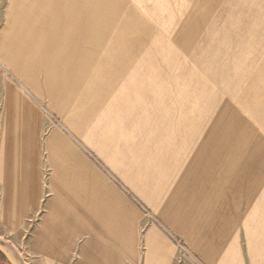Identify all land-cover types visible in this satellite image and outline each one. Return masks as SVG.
<instances>
[{"label": "rangeland", "instance_id": "1", "mask_svg": "<svg viewBox=\"0 0 264 264\" xmlns=\"http://www.w3.org/2000/svg\"><path fill=\"white\" fill-rule=\"evenodd\" d=\"M78 3L0 0L4 246L20 264H264V0ZM82 36L97 62L135 57L106 88L85 69L56 91L38 42Z\"/></svg>", "mask_w": 264, "mask_h": 264}, {"label": "crops", "instance_id": "2", "mask_svg": "<svg viewBox=\"0 0 264 264\" xmlns=\"http://www.w3.org/2000/svg\"><path fill=\"white\" fill-rule=\"evenodd\" d=\"M72 1L79 2L78 3L79 10L81 11L82 10L91 11L94 6L93 5L94 0H72ZM102 4L104 6V3ZM105 4H106V1H105ZM128 10L130 11V13H134L135 11H137L134 8H129ZM66 25L67 24H64V23L62 24V26H66ZM58 27H61V25H58ZM72 28H77V27H72ZM92 36H89L87 38L82 36V37H78L77 39H69L66 37L63 39H53V40L45 39L42 42H38L40 44H46L48 46L46 53L52 50H55L52 52L53 55L49 57L50 59H46V60L47 62H50L48 63L49 65L51 64L54 66L56 74L59 76V78L54 84L57 87L56 91L58 90L61 91V89L63 88L62 86H64L65 84L64 82L70 83L71 86L76 88L79 84V80L76 81L75 76H77V74H81V72H83L85 69H88V70L91 69V71L93 70L92 71L93 75L92 77L89 78V83L85 84L86 85L85 88H88L87 87L88 85H92L91 88H94L97 86L95 89L99 90V86L103 85L104 83H105V88H106L108 87L109 84L113 83V79L109 78L111 81H106L105 78L103 77H106L107 75H112V71L115 74H118L119 71L121 70L116 65L118 64V62L114 61L113 59H120L121 64H125V67L126 65L128 66L129 57H132L134 53L128 56V58L116 55L117 53L118 54L120 53L116 49L118 45H115L114 48L111 47L109 52H105L106 48L104 46L106 45L107 47V43L99 44V47L101 48V50H103L104 48L105 49L104 51L101 52V56L97 62V59H96L97 51H96V44H95L96 39H93ZM132 37L134 38H131V37H126V38H131L132 40H136V42H134L136 44H141V45L143 44V40L139 39V37L138 39L135 36H132ZM122 40L123 39L117 42L119 43ZM53 43L56 44L55 46L56 48L53 46ZM86 43H87V46H86ZM71 47H76L77 49L71 50ZM79 55H80V58H83V59H85V56H86V59L89 58V63L81 64L78 61L80 60L78 59ZM90 64H91V67H90ZM114 69H117V70L115 71ZM94 72H95V78H94ZM60 74L64 75V77L60 76ZM100 75H103V76L100 77ZM52 77L53 76L48 77L49 78L48 82L50 85L52 84V81H53ZM115 78H117V76ZM64 80H68V81H64ZM72 80H75L76 82L74 83ZM258 220H263V222H258V223L255 222L254 224H252L254 228V234L249 244V250L252 252H255L257 257L259 256L262 257L264 254L259 255L257 253H264V219H258ZM57 221H58L57 218H51L49 223L52 225L53 231L50 232L47 242H45L44 244L40 243V250L42 251V249H44L45 251H47V254L51 256L52 258L55 256L50 255L49 253H53L59 250L58 249L59 246L57 245V241L55 240V238L59 237L57 234H61V236L64 234L62 233L61 230L59 231V229L61 228L59 227L60 223H56ZM67 236H65V239L67 238ZM257 237L259 238L257 239ZM63 238L64 237H62L61 239ZM64 247L66 246H63L62 248L64 249Z\"/></svg>", "mask_w": 264, "mask_h": 264}, {"label": "water", "instance_id": "3", "mask_svg": "<svg viewBox=\"0 0 264 264\" xmlns=\"http://www.w3.org/2000/svg\"><path fill=\"white\" fill-rule=\"evenodd\" d=\"M0 252L5 256V258L11 264H20L17 259L12 255V253L4 246L2 241L0 240Z\"/></svg>", "mask_w": 264, "mask_h": 264}, {"label": "trees", "instance_id": "4", "mask_svg": "<svg viewBox=\"0 0 264 264\" xmlns=\"http://www.w3.org/2000/svg\"><path fill=\"white\" fill-rule=\"evenodd\" d=\"M1 253V252H0ZM2 254V253H1ZM3 255V254H2ZM4 256V255H3Z\"/></svg>", "mask_w": 264, "mask_h": 264}, {"label": "flooded vegetation", "instance_id": "5", "mask_svg": "<svg viewBox=\"0 0 264 264\" xmlns=\"http://www.w3.org/2000/svg\"><path fill=\"white\" fill-rule=\"evenodd\" d=\"M5 257V256H4Z\"/></svg>", "mask_w": 264, "mask_h": 264}]
</instances>
